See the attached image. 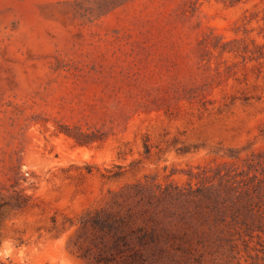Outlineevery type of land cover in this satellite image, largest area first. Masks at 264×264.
I'll return each mask as SVG.
<instances>
[{
    "label": "rangeland",
    "instance_id": "obj_1",
    "mask_svg": "<svg viewBox=\"0 0 264 264\" xmlns=\"http://www.w3.org/2000/svg\"><path fill=\"white\" fill-rule=\"evenodd\" d=\"M97 212L264 264V0H0V264H92Z\"/></svg>",
    "mask_w": 264,
    "mask_h": 264
},
{
    "label": "trees",
    "instance_id": "obj_2",
    "mask_svg": "<svg viewBox=\"0 0 264 264\" xmlns=\"http://www.w3.org/2000/svg\"><path fill=\"white\" fill-rule=\"evenodd\" d=\"M93 214L91 225L101 232L97 237L100 241L96 243L94 253L88 249L82 254L92 264H170L176 261L177 255L195 257L198 261L203 257V252L195 245L203 243L200 231H174L160 227L157 222L137 224L131 213ZM82 223L88 225L87 219L83 218ZM244 223L246 230H251L250 225ZM221 233L222 239L227 240L229 248L234 251L237 247L233 243L234 233L231 229L222 230ZM244 247L249 249V242L244 241ZM238 263L242 264L240 261ZM250 264L261 263L258 257H254Z\"/></svg>",
    "mask_w": 264,
    "mask_h": 264
}]
</instances>
